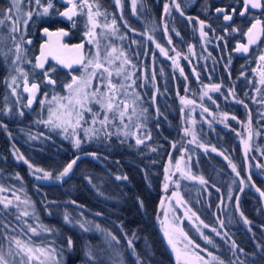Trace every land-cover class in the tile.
Returning a JSON list of instances; mask_svg holds the SVG:
<instances>
[{"label":"flooded vegetation","instance_id":"flooded-vegetation-1","mask_svg":"<svg viewBox=\"0 0 264 264\" xmlns=\"http://www.w3.org/2000/svg\"><path fill=\"white\" fill-rule=\"evenodd\" d=\"M174 1L179 5V10L174 8L176 4ZM47 2L48 0H41V4L44 6ZM51 2L53 8L49 10V14L42 15L43 9L36 5L35 0H21L20 12L13 9L11 15L18 16L20 19L19 32L23 36L24 54L20 60H16L15 51L5 54L0 52V188L4 189V191H0V197H5L2 198L4 201L13 199L12 195L18 190V185H24L28 188V198L40 199L41 197L44 200L49 196L48 193L44 192L45 189L54 186L62 187L75 175V169L80 166H82L81 169L85 168L84 161H89L88 165L95 162L102 168L106 167L107 158H104L102 151L108 146L102 144L75 150L71 143L65 142L59 135H54L43 129L41 112L44 111V100L49 91L60 89L66 85L72 80L73 75L78 77L84 70V64L73 63V61L83 55L86 63L92 53L89 42L91 36L85 35L87 32V7L82 10L77 9L78 14L73 16L70 21L58 13L65 11L71 5L67 4L65 0H51ZM74 2L80 4V0H74ZM89 3L93 4L92 11L101 10V14L104 15V18L102 16L103 20H106L107 16L115 18L119 25V34L123 40L128 42V54L135 65L142 66L144 64L146 65L145 70L153 73L154 59L156 60L157 85L159 65H163L166 69L170 65V55L167 54L166 59H163L160 47H157L159 45L169 47L172 50L171 57L174 55L184 57L181 64L173 62V67L181 65V75H178L181 90L206 89L207 80H212L209 76L215 74L214 79L217 80V83L214 86H219V91L230 89L232 100L238 103L235 97L238 95L240 79L246 93L252 92V98H248L250 99L249 102L257 104V112H262V105L260 104L262 100L256 98V92L260 88L264 89V85L260 84V78H264L262 77L264 60L259 59L261 55H264V33H260L257 42L249 46L248 52L245 53L236 49L238 44H248V38L244 33L256 19L261 20L257 32H260V28L264 27V9H250L249 13L241 17L238 13L243 8L242 0H135V7H133V0H121L119 9L114 0H89ZM11 4L12 0H0V9L4 10V16L9 15L8 9ZM165 5L168 6L167 12H165ZM217 8H223L229 14H231L232 9H236V14L233 15L231 21H225L223 19L225 13H217ZM29 12L32 13L30 19L27 16ZM25 20H27L26 24L24 23ZM201 22H203V28H201ZM13 24L14 20L6 19L4 24L0 25V39H8L14 42L15 36H20L19 33L12 31ZM45 28L52 33L63 31L67 35L49 37L44 33ZM233 29H237V31H233ZM201 32L205 35L202 36ZM19 40L21 41V39ZM27 40H31L32 43L24 42ZM160 40L164 41L163 45ZM204 42L211 45L206 46ZM81 44H83V48L76 47ZM41 45H47L44 49L46 53L45 69H55V71L49 72L50 78L55 80L54 85L47 83L42 75V69L34 68L36 57L40 55ZM207 47L211 53L212 64L202 61L200 53H204ZM191 52L195 53L197 57V59L195 58L196 62L193 60L195 64L192 61L187 62ZM57 59L71 63V68H66L57 63ZM176 60L178 61V58ZM13 61L16 62L13 63ZM17 68L28 73L29 85L31 83L40 84V89L35 94L30 107L28 106V99L32 94L24 91V85L23 97L11 96L10 92L13 88L9 84L12 77L17 78L16 83L23 80L20 73L16 71ZM235 72L240 75L236 81L229 84L224 81V79L228 80L229 78H224L223 74ZM165 73L170 88L174 84L171 82L172 79H170L168 71ZM227 76L229 77V75ZM191 93L194 94L193 91ZM197 105L202 107L199 102ZM252 111L249 113L250 116ZM21 112H23L22 116L20 115ZM213 120L220 123L214 118ZM223 128L231 130L229 127ZM200 132H202L201 128ZM238 132L233 130L237 138L240 136ZM63 152H66L68 157L62 156ZM80 154L94 156L82 158L74 167L71 178L61 185L53 184L51 179L38 180L36 177H32L30 173L34 169H40V177L45 171L51 173V178L58 177L64 168ZM22 165L26 166L27 169L29 165L32 167H29L30 171H24ZM250 174L251 172L248 173L247 171L249 179ZM32 185L35 193L29 192ZM5 193L9 194L6 195ZM59 198L62 199V202L67 200L66 195L59 196ZM261 204L263 206L262 200ZM45 213L42 210L41 217H45ZM43 221L48 223L45 218ZM50 229L53 232L59 231L63 234L58 239L65 245L66 249L64 250L72 251L71 253L74 254L73 251L76 250V246L73 245L75 243L74 236L69 231L63 232V229L55 223L51 224ZM42 236L44 235L39 236L38 243L40 244L45 240V236ZM13 238L24 242L32 240L28 229L18 221L16 211L0 206V252L4 253V256L7 254L5 252L8 251L9 253V249H17ZM69 238L72 240L70 249L68 247ZM62 260L69 261L65 256L60 259V261Z\"/></svg>","mask_w":264,"mask_h":264},{"label":"trees","instance_id":"trees-1","mask_svg":"<svg viewBox=\"0 0 264 264\" xmlns=\"http://www.w3.org/2000/svg\"><path fill=\"white\" fill-rule=\"evenodd\" d=\"M160 41L163 45L164 41ZM209 77L212 80H207L206 89H212L217 83L215 74ZM223 77L229 78L224 79L229 84L240 75L226 73ZM239 81L235 99L240 104L232 100L230 89L205 91V94L193 89L202 109H197L196 121H200V127L192 148L201 144L206 152L198 171L193 170L205 181L203 195L196 201L202 210L194 212L209 226L201 231L217 248L209 247V251L214 250L223 264H264V207L255 192V187L264 192V167L255 166L249 179L239 139L233 133V130L239 131V127L232 120H246L253 110L251 124L264 132V118L258 115V105L249 102L252 92L247 94L242 80ZM146 112L150 138L147 143L134 146L113 139L102 151L107 158L105 168L84 161L85 168L75 169V175L62 187L45 189L49 196L44 200L31 198L40 215L42 210L51 214L47 215L48 228L55 223L63 232L69 231L74 236V254L64 250L65 245L57 238L56 247L69 259L63 264H115L111 248L103 242L105 237L123 251V264H178L159 222L168 165L175 161L186 142L183 113L175 90L161 87L158 109L147 107ZM212 117L224 123H217ZM62 156L68 157V154L63 152ZM232 165L246 180V186H241L237 177L228 174ZM22 168L27 171L26 166ZM32 188L30 193L34 192ZM63 195L67 199L64 202L59 198ZM229 197L231 202L226 203ZM221 198L224 199L222 205ZM59 244L64 247L59 248ZM88 252L93 259L86 255Z\"/></svg>","mask_w":264,"mask_h":264},{"label":"rangeland","instance_id":"rangeland-1","mask_svg":"<svg viewBox=\"0 0 264 264\" xmlns=\"http://www.w3.org/2000/svg\"><path fill=\"white\" fill-rule=\"evenodd\" d=\"M114 1L119 9V4H117L116 0ZM174 3H176L174 5V8L177 9V2L174 1ZM93 12L95 13V10ZM102 16L104 18V15L102 14L100 16L94 17V19L100 26L92 30L95 33V36H91L92 53L90 58H95L97 52L99 51L101 60L103 61V58L109 52H111V49L114 47L117 49V51L115 53H112V56H109L108 59L112 60L114 57H119V59H116L115 62L112 64H106V66L112 72V75L109 77L108 73H103V82H101L100 79V75L103 70H96V76L91 79V87L88 90L91 91L92 89L99 87L101 92H109V89L107 87L109 82L111 81L112 83H117L118 87L115 90V94L117 97H119V99L124 100L128 105L127 109H124L123 105L120 106V110L124 111L125 113L124 117L121 118L117 112L115 115V119L111 120V122L107 123L105 126H102L99 123L93 125L91 124V114L85 112L83 114L84 119L81 121L82 126H76L74 128L72 126H67V132L63 131V128L53 129L50 125L44 123L43 121H46L48 119L50 107L53 109H57L59 104L67 103L66 100L52 99L54 96L67 97L69 95L68 89L64 85L60 89L49 91L48 95L44 100V111L41 112V114L43 115V119L41 121L44 126L43 129L45 131H50V133H53L54 135H59L62 140L67 143H71L73 147L75 140L79 138L81 140V144L79 148L74 147L75 150H79L87 146H97L102 144H104L105 146H110L113 139L117 143L121 142L123 144H132L134 146L145 144L150 139L149 132L146 128V121L148 118L146 108L153 107L158 109L159 90L161 87H169L165 73L168 71L170 79H172L171 82L174 84L170 88L175 90V94L177 96L178 101H180L182 113L184 115L183 124L185 128L186 142L181 152L176 156L175 161L173 163L171 162L168 165L167 179L165 185L166 195L164 196L165 198H163V204L161 206L159 218L160 226L164 234L166 232L168 233L167 236L165 235L168 243L169 238H171L173 244L180 252V264H185V260L188 261V264H203V262H197L194 259V254L202 256L204 260L208 261V264H220L221 260H219L213 253V251L217 249L216 246L214 244L207 243L206 240L201 236L200 232H197L196 230L197 228H199L201 231V228H204L203 224L200 223V219L196 220L195 217H192L190 221L188 218L191 216V212H189L188 209H191L192 212H194L195 210H202L200 204H198L196 201H198V198L203 195V187L202 183H200V176L198 177V175L194 174L193 170L196 169V171H198L201 157L203 155H206V152L205 148L201 147V144L200 146L196 147V149L192 148L196 142V130L198 129L199 131L200 127V121L199 123L198 121H196V115L199 112V110L197 109H202L200 106L197 105V103H200V101L196 99L198 96L193 90H191L194 92V94L192 95L189 89L181 90L179 88L178 75H181V65H179L178 67H173V62L176 64H181L184 60V57L181 55L177 57L174 55L173 57H171L172 50L169 47L166 48L159 46L160 49H164V52H161L163 59H166L167 54L170 55V65H168L167 69L163 65H159V68L157 69V85L155 72L156 60L154 59L153 73H150V71L145 70L146 65L144 64L142 66L135 65L133 63L132 58L128 54V42L126 40H123V38L119 34V25L117 24V22L115 21L114 29L103 27L105 23L111 25L112 21L115 20V18L107 16V19L103 20ZM86 23L88 32L89 29H91V25L88 23V20H86ZM16 32L19 33L20 36L16 35V39L14 42L8 39H0V52L2 54L8 52L10 53V51H15L14 54L17 56V44H20L22 49L20 56L24 54L22 41L19 40L21 38L22 33L19 31ZM204 43L206 46L211 45L207 42ZM97 44H99V48H97ZM121 52L124 53L123 56L120 55ZM200 54L202 56L203 63L212 62V58L210 56L211 53L208 47L206 48L204 53ZM177 58L178 61L176 60ZM195 58L197 59L195 53L191 52V55L187 58V62H193V60L194 62H196ZM125 59H127L129 63L124 64L123 62ZM118 66H122L123 69V71H121L119 75L117 74ZM92 71V68L88 69V73H91ZM88 73L83 70L78 75V77H87ZM125 76H128L129 78L125 79ZM260 79V84L264 85V82H262V79L264 78ZM71 82L72 80H70L68 83ZM120 84L124 85V87H119ZM23 85L24 80H20L16 84H12L11 81L9 84V86L13 88L12 92H10L11 96L15 98L23 97ZM212 89H203L201 90V94H205V91L206 93H209L211 91H219V89ZM13 90H15V94H13ZM256 98L262 100L260 102V104L262 105V112H258V115H262V117L264 118L263 88L257 90ZM184 101H191V103H185ZM89 106L92 107L94 110H99V105L97 104H90ZM133 108L135 109L134 113ZM59 111H63V109H59ZM112 115V113H109L110 117ZM245 119L246 120L242 121L233 118L232 120L234 124L239 127L240 132L238 133L240 134L241 140L245 145L246 156L250 164V172H255V166H257L258 168L264 167V132H260L253 127V125L251 124L250 116ZM220 122H222V124L224 123L223 121ZM85 129H88L87 134L85 132ZM93 129H98L99 131H93ZM260 138H263V140H260ZM138 139L141 140L142 143L137 144ZM241 140L239 139V142H241ZM184 150L185 152L183 154ZM182 156L183 160L181 162V166L179 167V159ZM27 170H29V166ZM230 172L231 173L228 174L233 175L234 177H236V174L239 173L237 172V170L233 171L232 167L230 168ZM30 173L32 177L40 176V173L35 169L33 172ZM41 176L43 177V174H41ZM59 179H57V177L51 178L52 181ZM242 180L243 184H241V186H246V180H244V178H242ZM23 186L24 185H18V190H16L13 193L14 195H12L13 201L6 199V201H11V204L9 205L8 209H13L16 211L18 215V221L23 224L25 228L28 229V231L29 226L37 229V235H34L31 231H29L32 240L25 242L29 243L33 247H44L47 250L55 249V252L53 254H49L48 251H46L44 255H41L38 252H34V257H38L39 259H33L30 264H41V262H43V264H63L64 260H62L61 262L60 259H63L64 255H62V252L56 247L58 240L57 238H61L63 234L59 231L53 232L52 230L41 231V228L50 229L48 228L47 223H45L43 220L44 218L47 220V215L51 216V214L46 212L45 217H41L35 207V204L30 198H28V188ZM32 190L34 191L33 188ZM233 191L231 193H233ZM174 192L177 194L176 196L173 195ZM8 194L9 193H7L6 195ZM16 197H19V199H16ZM2 198L0 197V201H4ZM220 200V205H222V201H224V199L221 198ZM228 201L231 202L230 199L225 202L228 203ZM233 201L235 203V200ZM0 206L2 208H5L3 203H0ZM24 213H27V215H24ZM223 216L224 213L222 210L221 217ZM220 227L221 230L226 233L224 231L225 228L222 226V223H220ZM179 229H182L183 233L187 235L188 239L193 240L195 244L199 245V247L194 248L192 245H189L187 240L184 239V236L181 234V231ZM93 231L94 234H96V231ZM39 234L45 236V240H43L41 244L38 243L40 236ZM103 242L111 248L115 264H123V251L113 246V241L108 240V237H105V240ZM173 244L169 243V246L177 260V252L173 251ZM73 245H75V243ZM228 246L232 247L230 244ZM63 247L64 245L59 244V248L62 249ZM209 247H212L214 250L212 252L209 251ZM201 249H203V251H201ZM17 252L18 249L16 248L12 249V255H8V251L5 252L7 253L5 259L8 261V264H19L22 254L16 255ZM209 253H211V255H209ZM213 257H216V259L214 260Z\"/></svg>","mask_w":264,"mask_h":264},{"label":"snow or ice","instance_id":"snow-or-ice-1","mask_svg":"<svg viewBox=\"0 0 264 264\" xmlns=\"http://www.w3.org/2000/svg\"><path fill=\"white\" fill-rule=\"evenodd\" d=\"M20 2L21 0H12L11 7L8 9L9 15L4 16L3 12L4 10L0 9V25H3L6 19H12L14 20V24L12 26V31L16 32L19 31V24H20V19L18 16L14 17L11 15V12L13 9L16 10V12H20ZM65 2L71 7H68L65 11L59 12L58 14L60 16L65 17L68 20H72L73 16L77 15V9H83L84 7H87L88 12L86 13L87 15V20L88 23L91 25V29H89L88 32L85 33V35L88 36H95V33L92 31L93 29L99 27L100 25L97 23V21L94 19L95 16H100L101 13L99 10H97L95 13L92 11L93 4L89 3V0H80V4H76L74 0H65ZM117 4H119L120 0H116ZM243 2V8L242 10L239 11V15L241 17H244L247 13H249L250 9H264V2L262 0H242ZM35 3L37 6L42 7V15H48L49 10L53 8V4L51 0H48L46 6L41 4V0H35ZM133 7H135V0H133ZM177 10H179V5H176ZM168 11V6L165 5V12ZM217 13H225L223 15V19L225 21H231L233 19V15L236 14V9H232L231 14L227 13L225 9L223 8H217L216 9ZM183 14V13H181ZM32 13L29 12L27 13L28 18H31ZM24 23H27V20L24 21ZM261 25V20L256 19L254 23L251 24V26L247 29V32L244 33L245 36L248 38V44H238L237 45V51H243V52H248V48L250 45L255 44L257 40L260 38V33H264V27L260 28V32H257L258 26ZM203 22H201V28H203ZM105 28H113L115 27V20L112 21V24L109 25L105 23L103 25ZM233 31H237V29H233ZM45 35L51 37L52 35H57V36H63L67 35L66 32L60 31L58 33H52L49 32L48 29H44ZM201 35H205V33L201 32ZM21 41H23V36H21ZM151 39V37H149ZM28 44H31V40L24 41ZM90 43L92 41H89ZM45 47L47 45H41V51L40 55L36 57V63L34 64V68L42 69L43 70V77L47 81L48 84H55V80L51 79L49 76L50 71H55V69H45V62H46V53L44 51ZM66 47V46H65ZM77 48H83V44L77 45ZM159 47V45H157ZM97 48H99V44H97ZM161 52H164V49H160ZM117 51L116 48H112L111 52H109L104 58L103 61L101 60L100 53L99 51L97 52L95 58H89L87 62L85 63L84 56L81 55L77 60L73 61V63H78V64H84V70L86 73H88V69L92 68L93 71L91 73L87 74V77L81 76L77 77L76 75L72 76V82L68 83L65 85V87L68 89L69 95L67 97H53V100H66L67 103H61L58 105L57 109L49 108V116L46 121H43L44 123L50 125L53 129L57 128H63V131L67 132V126H72L73 128L76 126H82L81 121L84 119V113H90L91 114V124L95 125L96 123L101 124L102 126H105L107 123L111 122V120L115 119V115L118 112V115L123 118L125 113L124 111L120 110V106L123 105L124 109H127L128 105L127 103L119 99V97L116 96L115 90L118 87L117 83H112L111 81L108 84V89L109 92H101L100 88L97 87L95 89H92L89 91L88 89L91 87V79L96 76V70L102 69L103 71L101 72L100 79L101 82H103V73H108V76L110 77L112 75V72L109 70V68L106 66V64H112L115 62L116 59H119V57H114L112 60H109L108 57L112 56V53H115ZM22 52L20 44L16 45V60H20L21 56L20 53ZM121 56L124 55L123 52L120 53ZM56 59V57H53ZM260 60H264V55H261L259 57ZM16 61H13L15 63ZM30 63V61H29ZM57 63L62 64L66 68H71V63H66L63 60L57 59ZM124 64L129 63L127 59L124 60ZM17 72L20 73V75L23 77L24 80V91L31 93L32 95L28 99V106L30 107L35 94L39 91L40 89V84L39 83H31L29 85L28 83V73L24 72L22 69L17 68ZM123 71L122 66L117 67V74L119 75L120 72ZM262 77H264V74H262ZM128 76H125V79H128ZM16 77H12V84H16ZM262 82H264V79H262ZM119 87H124V85L120 84ZM219 86H213L212 90H217ZM13 94H15V90H13ZM118 101V102H117ZM185 103H191V101H184ZM239 102V101H238ZM90 104H97L99 105V110H94L92 107H90ZM245 107H247L245 105ZM59 109H63V111H59ZM207 111V109H205ZM135 112V109L133 108V113ZM109 113H112L113 115L110 117ZM20 115H23V112L20 113ZM130 118V117H129ZM93 131H99L98 129H93ZM85 132L87 134L88 129H85ZM142 143L141 140H137V144ZM81 144V140L77 138L74 142V147L79 148ZM214 150V149H213ZM79 157H77L78 159ZM20 159H23V157H20ZM27 163V161H25ZM76 163V160L74 159L71 163L67 165V167L64 168L63 172L60 173V176L57 177L59 179L60 177L66 176L69 171L72 169L73 164ZM31 168L32 166L29 165ZM233 171H236L235 165H232ZM36 171H41L40 169H36ZM119 179V177H117ZM36 179H51V173L49 172H43V177L37 176ZM200 183H205V181L200 178ZM243 183V181H241ZM0 191H4V189L0 188ZM174 196L177 194L174 192ZM262 196H264V192L261 193ZM16 199H19V197H16ZM231 199V197H229ZM0 203L4 204L5 208H8L9 205L11 204V201H0ZM189 212H191V216L188 217L189 220L191 221L192 217H195L196 220H199V216L195 212H192L191 209H188ZM24 215H27V213H24ZM65 220H68V217L65 216ZM201 224L205 228L209 227L207 224H204L203 221H200ZM245 223H248L247 220H245ZM83 227V225H81ZM87 230V229H86ZM181 231V234L184 236V239L187 240L189 245H192L194 248H198L199 245L195 244L193 240L188 239L187 235L183 233L182 229H179ZM197 232H200L201 236L206 240L207 243L212 244L213 242L208 239L206 236H204L203 232L200 231L199 228L196 229ZM212 231H216V229H211ZM29 231H31L34 235H37V229L32 228L29 226ZM41 231H51L50 229L46 228H41ZM165 235L167 236L168 233L166 232ZM217 235H220L219 232H217ZM15 245L18 249V252L16 255H21V259L19 261V264H30V262L33 259H39L38 257H34L33 253L38 252L41 255H44L46 251L49 252V254H53L55 252V249L47 250L44 247H33L29 243L24 242L20 239L13 238ZM113 240L116 239L115 236L112 237ZM118 242V241H117ZM131 244V242H129ZM169 243L173 244V241L171 238H169ZM68 247L69 249L72 247V240L69 238L68 240ZM173 251L177 252V262L180 264V252L177 250L175 245L173 244ZM203 251V249H201ZM9 255H12V250L9 249ZM86 255L89 257V259H93L91 252L86 253ZM211 255V253H209ZM194 259L197 262H203V264H208V261L204 260V258L198 254H194ZM215 260L216 257H213ZM0 264H8V261L5 259V256L0 253ZM43 264V262H41ZM185 264H188V261L185 260ZM220 264H223L221 261Z\"/></svg>","mask_w":264,"mask_h":264},{"label":"water","instance_id":"water-1","mask_svg":"<svg viewBox=\"0 0 264 264\" xmlns=\"http://www.w3.org/2000/svg\"><path fill=\"white\" fill-rule=\"evenodd\" d=\"M182 118H183V122H184V115H182ZM240 140H241V136H240ZM241 148H242L243 158H244V161H245L246 167H247L248 172H249V171H250V164H249V162H248V159H247V156H246L245 145H244V143L242 142V140H241ZM184 152H185V150L183 151V154H184ZM93 156H94V155H91V154H80V155L76 156V157L74 158V159L76 160V163L73 164L72 169L69 171V173H68L66 176L61 177L59 180H54V181H52V183H53V184H58V185L63 184L66 180H68V179L71 177L74 167L76 166V164H77L82 158H85V157H93ZM77 157H79V158L77 159ZM74 159H73V160H74ZM73 160H72V161H73ZM182 160H183V156L180 157V159H179V167L181 166V162H182ZM72 161H71V162H72ZM71 162H70V163H71ZM236 176L238 177V179H239L240 181H243V180H242V177L240 176L239 173H237ZM242 184H243V183H242ZM255 190H256L257 193L259 194L260 198L262 199L263 205H264V197L261 195L262 192L260 191V189H259L258 187H255Z\"/></svg>","mask_w":264,"mask_h":264}]
</instances>
